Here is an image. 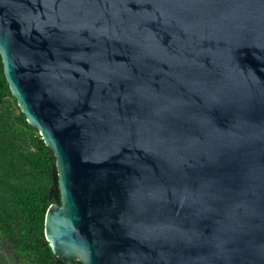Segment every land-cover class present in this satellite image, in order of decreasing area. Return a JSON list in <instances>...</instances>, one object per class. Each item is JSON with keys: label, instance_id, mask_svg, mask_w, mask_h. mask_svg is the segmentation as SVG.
Masks as SVG:
<instances>
[{"label": "water", "instance_id": "95a60500", "mask_svg": "<svg viewBox=\"0 0 264 264\" xmlns=\"http://www.w3.org/2000/svg\"><path fill=\"white\" fill-rule=\"evenodd\" d=\"M0 56L55 256L264 264V0H0Z\"/></svg>", "mask_w": 264, "mask_h": 264}, {"label": "trees", "instance_id": "16d2710c", "mask_svg": "<svg viewBox=\"0 0 264 264\" xmlns=\"http://www.w3.org/2000/svg\"><path fill=\"white\" fill-rule=\"evenodd\" d=\"M54 202H60L54 154L18 106L0 56V247L18 264H83L59 259L45 238Z\"/></svg>", "mask_w": 264, "mask_h": 264}, {"label": "rangeland", "instance_id": "374dc122", "mask_svg": "<svg viewBox=\"0 0 264 264\" xmlns=\"http://www.w3.org/2000/svg\"><path fill=\"white\" fill-rule=\"evenodd\" d=\"M0 264H18L15 260L11 259V255L8 252H4L0 247Z\"/></svg>", "mask_w": 264, "mask_h": 264}]
</instances>
